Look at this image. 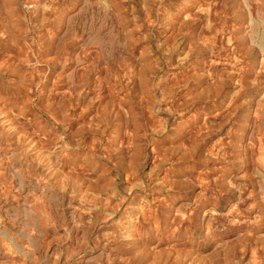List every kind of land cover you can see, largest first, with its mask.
<instances>
[{"label":"rangeland","instance_id":"374dc122","mask_svg":"<svg viewBox=\"0 0 264 264\" xmlns=\"http://www.w3.org/2000/svg\"><path fill=\"white\" fill-rule=\"evenodd\" d=\"M264 0H0V264H264Z\"/></svg>","mask_w":264,"mask_h":264},{"label":"bare ground","instance_id":"6f19581e","mask_svg":"<svg viewBox=\"0 0 264 264\" xmlns=\"http://www.w3.org/2000/svg\"><path fill=\"white\" fill-rule=\"evenodd\" d=\"M263 158H264V155H263Z\"/></svg>","mask_w":264,"mask_h":264}]
</instances>
